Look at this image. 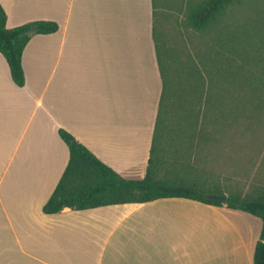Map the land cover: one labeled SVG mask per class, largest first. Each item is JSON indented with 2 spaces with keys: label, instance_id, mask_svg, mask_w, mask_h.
I'll use <instances>...</instances> for the list:
<instances>
[{
  "label": "crops",
  "instance_id": "crops-1",
  "mask_svg": "<svg viewBox=\"0 0 264 264\" xmlns=\"http://www.w3.org/2000/svg\"><path fill=\"white\" fill-rule=\"evenodd\" d=\"M157 0H0L33 34L17 85L0 53V264H253L263 221L187 197L43 210L69 161L61 128L126 178H143L163 81ZM158 14V11H157Z\"/></svg>",
  "mask_w": 264,
  "mask_h": 264
},
{
  "label": "rangeland",
  "instance_id": "rangeland-1",
  "mask_svg": "<svg viewBox=\"0 0 264 264\" xmlns=\"http://www.w3.org/2000/svg\"><path fill=\"white\" fill-rule=\"evenodd\" d=\"M157 1L158 27L178 62L210 71L207 91L190 95L202 98L201 118L195 122L193 108L190 123L165 137L159 176L225 194L263 195L264 0H243L202 31L186 20L188 6L200 0Z\"/></svg>",
  "mask_w": 264,
  "mask_h": 264
},
{
  "label": "trees",
  "instance_id": "trees-1",
  "mask_svg": "<svg viewBox=\"0 0 264 264\" xmlns=\"http://www.w3.org/2000/svg\"><path fill=\"white\" fill-rule=\"evenodd\" d=\"M242 1L200 0L190 4L186 10L187 24L195 31L215 27L231 6ZM155 16L154 41L163 89L145 176H122L69 131L61 128L60 136L70 150L69 161L55 190L43 207L44 212L57 213L65 207L83 210L110 204L147 202L162 197H187L213 205L223 204L210 197L212 193L225 194L220 190L206 189L181 180L164 179L158 174L161 155L165 150V137L174 131V126L182 128L190 123L189 115L193 108L196 114L195 122H199L202 98L192 100L190 95L207 91L204 77L210 76V71L207 70L206 74H203L198 67L178 62L177 55L163 39L164 34L158 27L157 11ZM58 28L56 21L45 19L8 27L7 13L0 3V53L6 58L12 79L17 85L24 86L26 81L22 58L32 35L56 32ZM226 195L228 207L247 211L262 219L263 227L255 245L253 264H264V194Z\"/></svg>",
  "mask_w": 264,
  "mask_h": 264
},
{
  "label": "water",
  "instance_id": "water-1",
  "mask_svg": "<svg viewBox=\"0 0 264 264\" xmlns=\"http://www.w3.org/2000/svg\"><path fill=\"white\" fill-rule=\"evenodd\" d=\"M210 197L217 200V201H221L222 203H227V195L226 194L212 193V194H210Z\"/></svg>",
  "mask_w": 264,
  "mask_h": 264
}]
</instances>
